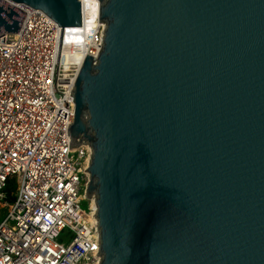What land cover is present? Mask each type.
Segmentation results:
<instances>
[{
  "label": "water",
  "instance_id": "water-1",
  "mask_svg": "<svg viewBox=\"0 0 264 264\" xmlns=\"http://www.w3.org/2000/svg\"><path fill=\"white\" fill-rule=\"evenodd\" d=\"M69 149L88 145L99 264H264V0H97ZM80 27V0H0Z\"/></svg>",
  "mask_w": 264,
  "mask_h": 264
},
{
  "label": "built area",
  "instance_id": "built-area-1",
  "mask_svg": "<svg viewBox=\"0 0 264 264\" xmlns=\"http://www.w3.org/2000/svg\"><path fill=\"white\" fill-rule=\"evenodd\" d=\"M17 7L18 34L0 37V264H99L97 208L86 198L91 149H69L68 128L77 76L101 52L105 25L98 15L92 34L84 17L63 28L56 65L58 25Z\"/></svg>",
  "mask_w": 264,
  "mask_h": 264
},
{
  "label": "bare ground",
  "instance_id": "bare-ground-1",
  "mask_svg": "<svg viewBox=\"0 0 264 264\" xmlns=\"http://www.w3.org/2000/svg\"><path fill=\"white\" fill-rule=\"evenodd\" d=\"M81 3L83 6V17H84V25L82 26V28L84 27V30L92 34L94 32V25L97 21V16L99 13V3L97 0H81ZM68 55L69 53H66L64 60ZM89 161H90V157L89 158L87 157L86 164H89ZM86 174L88 179V173ZM92 202L93 199L91 201V204H93L92 210H96V205L94 206V202L93 203Z\"/></svg>",
  "mask_w": 264,
  "mask_h": 264
},
{
  "label": "rangeland",
  "instance_id": "rangeland-1",
  "mask_svg": "<svg viewBox=\"0 0 264 264\" xmlns=\"http://www.w3.org/2000/svg\"><path fill=\"white\" fill-rule=\"evenodd\" d=\"M86 207H87V204L85 202L81 203L82 209H86ZM3 216H4V212L0 211V221L2 220Z\"/></svg>",
  "mask_w": 264,
  "mask_h": 264
}]
</instances>
